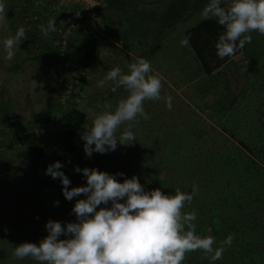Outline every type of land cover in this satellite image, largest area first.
Instances as JSON below:
<instances>
[{"label":"rangeland","instance_id":"374dc122","mask_svg":"<svg viewBox=\"0 0 264 264\" xmlns=\"http://www.w3.org/2000/svg\"><path fill=\"white\" fill-rule=\"evenodd\" d=\"M99 1L92 12L98 18L91 17L85 27L92 32L86 38L94 40L98 62L89 70L78 64L88 45L79 31L84 23L72 22L82 0H0L6 6L0 21V264H38L31 258L15 259V246L39 243L48 235L49 220L65 226L77 220L72 209L86 196L65 198L61 179L46 174L56 161L63 164L70 189L87 184L76 166L106 171L120 182L136 176L146 191L159 188L175 194L179 188L191 193L195 185L198 192L182 211L197 213L196 233L213 236L214 248L228 236V218L243 211L239 203L244 205V197L264 191V35L247 33L251 43L206 74L190 45L181 42L185 30L205 18L209 0ZM50 19L56 31L45 38L39 26ZM20 26L26 39L13 59L6 60L3 41ZM58 29L61 45L56 43ZM57 49L59 58L43 57ZM138 57L159 74L161 99L144 102L148 120L140 117L118 129V138L130 129L134 143L118 141L114 151L88 157L81 139L84 124L91 123L87 109L99 112L106 102L114 109L128 95L114 81L104 87L98 81L117 66L126 73ZM74 107L82 114L78 124L69 125L65 121ZM68 127L83 160L55 151L56 132ZM36 145L45 148L44 155L31 161L29 150ZM243 244L234 237L222 259L212 262L197 250L186 253L183 264H240L250 246L240 249Z\"/></svg>","mask_w":264,"mask_h":264},{"label":"clouds","instance_id":"9594fccd","mask_svg":"<svg viewBox=\"0 0 264 264\" xmlns=\"http://www.w3.org/2000/svg\"><path fill=\"white\" fill-rule=\"evenodd\" d=\"M223 4L222 0H209L203 9L206 19L215 20L225 29L215 45L220 59L234 56L238 49L251 43L252 37L247 33L258 31L264 35V0H223ZM5 7L0 2V21L5 19ZM39 27L45 38L56 31L55 21L51 19ZM24 39L23 26L14 36L4 39L6 60L13 59ZM181 43L186 46L188 40ZM107 81L116 82L128 95L120 99L114 109L108 102L99 112L91 107L87 109L91 123L84 124L81 139L88 157L93 152L114 151L118 141L122 145L134 143L136 136L130 129H125L119 138L118 129L126 122H139L140 117L148 120L144 102L161 99L162 81L143 57L129 64L126 73L119 66L111 69L98 85L104 87ZM166 106L172 109L171 96L166 98ZM62 168L63 164L56 161L48 166L46 174L61 179L67 200L81 194L86 196V199H78L72 209L77 220L66 226L49 220L46 223L48 235L39 243L26 241L15 246L12 253L15 259L31 258L38 264H183L186 253L201 250L206 258L215 262L223 258L225 246H231L234 240L228 235L214 248L213 236L196 233L197 213L182 211L198 192L195 185L191 193L179 188L175 194H166L159 188L146 191L136 176L120 182L106 171L76 166L75 171L83 172L87 184L70 189L71 181ZM109 202L111 207H107ZM102 204L105 207L97 210ZM62 235L67 238L61 239Z\"/></svg>","mask_w":264,"mask_h":264},{"label":"trees","instance_id":"16d2710c","mask_svg":"<svg viewBox=\"0 0 264 264\" xmlns=\"http://www.w3.org/2000/svg\"><path fill=\"white\" fill-rule=\"evenodd\" d=\"M9 14H11V11ZM81 21L84 23V26L80 28L79 31H83V35L85 36L84 40L88 42V45L82 50L80 62L78 64L79 68L86 67L90 70L97 67V54L95 52V46L91 43V41L94 40H87L86 38L87 36L90 37V33H92L91 31H86L85 29V27H87V23L89 22V18L83 16ZM224 31L225 29L215 20L203 18L196 24L187 28L184 32V36L188 40V44L206 74H210L215 68L219 67L228 58H230L225 57L224 59H220L217 56L215 45L219 40V36ZM56 43L61 45V41L58 39V36ZM47 52L43 55V57L47 59L50 58L52 54V57H60V50L58 52V49L51 54H49V51ZM70 111L69 118L65 121V123L69 125L73 123L78 124V120L80 119L82 112L75 107ZM71 136L72 133L69 127L64 130L57 131L55 137L53 138L55 151L72 155L78 160H83L85 156L77 144H75ZM44 150L45 148L41 145H36L30 148L29 157H31V161H36L41 158L44 155ZM253 181L254 180H252V182ZM244 182L245 181H243L240 185H244ZM244 200H247L244 201V205L239 203V207H241L240 210L243 211H237L234 216H230V218H228V228L225 227L224 232L235 237L236 243H244L243 246H240V249H243L246 245H250L242 254L240 264H264V191L259 194L255 193L254 197L252 195H247L244 197ZM252 200L253 202H251ZM216 222L218 223V221ZM241 240H243V242Z\"/></svg>","mask_w":264,"mask_h":264},{"label":"built area","instance_id":"2783aa9c","mask_svg":"<svg viewBox=\"0 0 264 264\" xmlns=\"http://www.w3.org/2000/svg\"><path fill=\"white\" fill-rule=\"evenodd\" d=\"M99 2H100L99 0H82V7L79 9V11H77V14L73 15L75 19H73L72 22L74 23L76 20H82L83 16L89 19L98 18V16H94L92 12L95 8H97V6L99 5ZM60 32H62V30L58 29L57 36L60 35Z\"/></svg>","mask_w":264,"mask_h":264},{"label":"crops","instance_id":"0c3cea01","mask_svg":"<svg viewBox=\"0 0 264 264\" xmlns=\"http://www.w3.org/2000/svg\"><path fill=\"white\" fill-rule=\"evenodd\" d=\"M154 17H151V19H153ZM231 59V58H230ZM229 61V60H228ZM217 70H215L213 73H215Z\"/></svg>","mask_w":264,"mask_h":264}]
</instances>
